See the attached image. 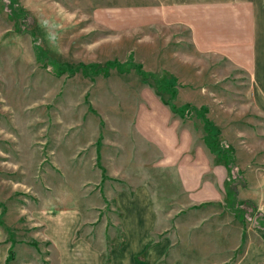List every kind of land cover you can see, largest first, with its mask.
<instances>
[{"label":"rangeland","instance_id":"374dc122","mask_svg":"<svg viewBox=\"0 0 264 264\" xmlns=\"http://www.w3.org/2000/svg\"><path fill=\"white\" fill-rule=\"evenodd\" d=\"M168 2L0 0L1 223L43 264L49 246L40 241L38 211H79L86 223L77 235L90 232L108 249L121 234L114 196L139 184L154 189L161 235L175 239L187 264L215 262L221 248L223 259L235 261L254 229L264 227V117L248 74L226 59L195 54L185 28H151L150 6ZM139 66L158 79L175 78L167 87L177 89L176 98L166 100L207 109L204 116L219 124L222 144L234 152L224 201L230 183L248 202L234 210L226 202L224 213L213 203L195 207L175 170L153 167L158 151L135 121L159 96ZM173 116L205 135L200 112Z\"/></svg>","mask_w":264,"mask_h":264},{"label":"crops","instance_id":"0c3cea01","mask_svg":"<svg viewBox=\"0 0 264 264\" xmlns=\"http://www.w3.org/2000/svg\"><path fill=\"white\" fill-rule=\"evenodd\" d=\"M150 8L151 28H185L189 32L187 47L195 54L215 55L226 59L234 69L246 72L254 108L264 117V0H169ZM140 9H137L138 15ZM148 19L144 22L141 15L140 22L149 24ZM154 101L143 112L146 114L141 116L139 111L135 121L138 134L158 151L153 167L175 170L181 191L193 206L213 203L224 213L226 202L222 188L229 173L224 163L221 160L220 164L216 163L217 156L193 124H184L175 118V113L159 97ZM153 190L139 184L117 191L114 198L121 214L117 221L121 234L111 239L108 249L97 247L90 239V232L77 235L86 223L79 211L56 210L52 215L38 211L35 219L42 228L40 241L49 246L44 261L49 264H187L176 251L175 239L161 235ZM259 206L264 214V203ZM253 236L255 239L249 238L247 248L235 261L223 259L227 252L221 248L215 252L220 259L210 264H264V227L254 229ZM27 243L15 236L8 238L0 211V264H43L37 250Z\"/></svg>","mask_w":264,"mask_h":264},{"label":"trees","instance_id":"16d2710c","mask_svg":"<svg viewBox=\"0 0 264 264\" xmlns=\"http://www.w3.org/2000/svg\"><path fill=\"white\" fill-rule=\"evenodd\" d=\"M110 63H112V62H109L108 64H110ZM141 68L142 67H140V66L138 67V73L145 80H148V79L153 80L152 86L156 89L157 95L161 98L162 102L165 103L166 105H168L176 115H178L182 118L185 117V110H188V111L192 110L193 112H196V113L200 112L201 113V117H202V120L204 122L203 128L205 131L204 141H205L206 145L208 146V148L211 150V152H213L224 163V165L227 167L228 171H230L231 163H234L233 149L228 148L226 146H223L221 144L220 128L212 120H210L208 117L204 116V114H203V113H205V114L207 113V109H205L203 107L197 108V107H195L189 103L182 105V106H177L176 104H174L173 101L166 100L165 97L167 95L172 96L173 99L176 98L177 89H169V87H167V86H170V83H172L173 80H175V78L173 76L167 75V77H165L163 79H158L155 74L145 73L144 71H142ZM72 73H73V71H72ZM58 74H62V72H59ZM163 83H164L165 87H162ZM227 185L229 186V188L227 191V198L228 199L226 202L228 203L229 208L233 209V208H235L234 207L235 205H240L242 203L248 202V201L241 202L238 199L237 187H233V186L231 187L230 183H227Z\"/></svg>","mask_w":264,"mask_h":264}]
</instances>
